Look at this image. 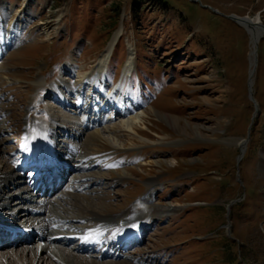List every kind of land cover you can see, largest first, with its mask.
I'll return each instance as SVG.
<instances>
[{
  "label": "rangeland",
  "instance_id": "obj_1",
  "mask_svg": "<svg viewBox=\"0 0 264 264\" xmlns=\"http://www.w3.org/2000/svg\"><path fill=\"white\" fill-rule=\"evenodd\" d=\"M22 13L25 29L0 55V102L9 103L0 109L1 158L21 149L25 124L32 120L48 125L54 114L69 135L78 127L83 132L67 121L71 114L90 125L96 120L92 109L80 115L73 107H59L48 87L58 79L73 84L77 75L83 89L95 88V96L96 89L103 92L91 70L117 34L107 62L109 78L121 97L145 103L146 113L124 105L121 112L128 114L122 117L105 113L111 118L98 128L109 141L98 142L95 152L109 164L83 172L94 183L81 194L100 214L140 213L136 206L148 214L140 199L153 180L158 190L152 203L173 208L149 222L145 239L120 258L72 254L88 264H264V35L253 49L245 28L229 18L258 15L264 24V0H0V30L7 32ZM3 40L0 34L1 49ZM128 52L134 56L130 77L123 72ZM165 116L179 118L184 130L172 129ZM132 117L140 133L121 127ZM88 130L77 147H84L94 128ZM62 134L56 130L57 139ZM14 194L12 207L18 205ZM22 247L17 256L29 255ZM45 258L38 264H47Z\"/></svg>",
  "mask_w": 264,
  "mask_h": 264
},
{
  "label": "bare ground",
  "instance_id": "obj_2",
  "mask_svg": "<svg viewBox=\"0 0 264 264\" xmlns=\"http://www.w3.org/2000/svg\"><path fill=\"white\" fill-rule=\"evenodd\" d=\"M25 17L26 16L22 13L15 22L9 24L7 32L0 30L2 39H5L3 40L2 44L3 49L0 48V55L2 52H4L6 46L9 43L17 41L18 37H20V33L26 27ZM234 21L245 28L250 37L251 47L255 49L259 40L264 35V29L259 23L260 18L258 15L255 17L237 16L234 18ZM118 40V35L114 34L111 39H109L102 53L99 54L100 56L97 60V63L91 70L92 75L94 76L92 78L93 80L95 77L96 79L100 76L107 77V62H109ZM253 53L254 52H252V55L254 56ZM133 57V54L130 52L125 61V68L123 72L126 71V77L130 76L134 68ZM250 62V80L252 82L255 73V64L253 58H251ZM1 68H3V66H1ZM63 71H65V69H63ZM75 77L76 80H74V83L76 82V84L73 83L74 85L69 84V82H65L61 79L52 81L49 84L48 91H50L58 101L57 104L59 107L63 105L73 107L74 110L76 109L75 112L79 113L80 115L81 113L85 115L89 105L92 107L97 118L91 125L89 124V121L87 122V120L84 118L80 122H78L77 119L73 120L75 114H71L72 116L70 114L61 115H70V117L66 119H69L67 120L69 123H73L72 128L76 129L77 126H82L83 132L78 131V127L75 133L69 135L70 130L66 128V124L54 114H50L48 125H44L36 120H32L30 123L25 124L24 137L22 140L23 144L20 152L16 153L15 156L13 155L17 160V163H15L14 159L12 160L11 157L4 156L1 158L3 145L0 141V213L13 216V218H15L18 223L34 232L35 236L33 239L40 235L42 240H37L36 246L22 245L24 247H22L21 251L27 252L29 255L22 254L21 256H17L16 249L20 247L19 243H23H21V238L18 239V243L16 245V247H18L16 249L9 250L10 253L1 252L4 250L0 251V264H5V261L9 258V264H38L40 260L43 259L44 255H46L45 259L49 260L47 264H55L52 261V257H55V259L59 262H63V264H88L87 261L82 257L73 255L72 253L67 254V251L57 249L56 245H63V243L59 241L57 235H70L73 236V238H76L77 241H80L79 248L82 253L86 252L84 251L85 248L88 251L89 246H95L98 248V251L96 252L97 255L93 256L94 258L97 257L100 259L105 258L106 256L114 257L116 253L112 254L111 251L112 246L115 245L117 241L110 237L111 234L113 237L117 236L120 240L125 238L126 240L132 239L135 237V234L139 235L141 233H145L147 224L149 222L158 220L163 216H168V214L172 212V206H164L152 203L154 199V193L158 190L155 188V183L153 180H149V182L146 183L148 185V191L140 199L143 203V206L145 205L149 209L147 210L148 214H143L141 210L142 207L138 208L140 206H136V208L141 211L140 213L136 214L135 212H131V209H128L123 214L117 216L112 214H100L101 212H99L94 207V205L89 203V197L81 194L82 190L89 191L91 186H93L91 184L94 183H89L90 180L88 177L90 174H85L83 172L92 171L93 169L101 170L108 167L109 163L106 161V157L95 151L98 142H101V140H105L106 142L109 141L102 135L104 130H99L100 128L98 127L100 122L110 120V118L107 119V117L103 116V112L101 111V102H97L95 99H93L89 92L90 86H88L89 89H83L81 84L82 80L78 81L77 75H75ZM6 79L8 81L10 80L8 76H5V80ZM81 79L83 78L81 77ZM93 80L91 81L92 84H94ZM42 83V80H36L35 85L41 86ZM104 84L107 86L108 82H105ZM112 102L114 103L113 106H116V101ZM62 103L63 105H59ZM132 104H130L132 105L131 110L136 111V109H138L136 106V101L132 102ZM7 105H9V103L4 104L3 102H0V109H6ZM139 109H141L142 115L146 113L145 111H142V107ZM120 110L122 111L123 108L120 107ZM124 110V113L128 114L126 109ZM122 115H119V117H122ZM1 116L2 115H0V117ZM136 116L139 117V114L137 113ZM80 117L81 116H79V118ZM168 117H166L168 119V125L172 129H177L178 131L184 130L185 126H182L180 123L181 120L179 118ZM135 121V117H132V119L128 118L122 121L120 125L125 131H134L135 133H140V129H137ZM120 125H118V128ZM90 128H94V130L88 134L87 139L83 143L84 147H77L76 145L79 143V140L83 134L89 131L88 129ZM57 129L62 131L63 137H67L66 141H63L62 144H59L61 141L56 138ZM186 132L187 130L185 128V132L183 133L187 134ZM197 134L202 136V133L199 131ZM53 138H55V140ZM70 140H72L71 143L69 142ZM238 145L244 151V141H239ZM27 159L41 163L43 165L51 166L54 171H57L58 175L56 178H60L61 180H66L70 174L74 175L75 172L79 173L77 176L75 175L69 179L67 185L58 197V200L54 202L50 201L49 198L39 199L38 201L35 199L33 200L31 197H27V193L30 192V187L35 184V178L32 171L29 174V177L31 178L30 181H21V175L27 173V169L20 165V161L21 163H24L27 161ZM71 171L74 172L72 173ZM119 177L122 178L124 176L123 174H120ZM38 179H42V176H38ZM13 185H15L14 190L16 191V195H12V198L16 197L18 200H20L19 204L21 205L19 206V209L21 208L20 210H22L20 213L19 211L12 209L14 207L11 206L9 201L11 199V193L14 191L9 193V190H6L8 186ZM70 200L75 201L70 203ZM84 200L86 201V205L79 206L78 204ZM70 207H72L71 209L74 215L69 214ZM75 222L81 223L83 226L75 225ZM92 233H95V235H92ZM127 233L129 234L126 235ZM106 236L109 237L108 240ZM101 251H103V253H101ZM88 252L91 255L90 251ZM38 253L40 254L38 255Z\"/></svg>",
  "mask_w": 264,
  "mask_h": 264
},
{
  "label": "water",
  "instance_id": "obj_3",
  "mask_svg": "<svg viewBox=\"0 0 264 264\" xmlns=\"http://www.w3.org/2000/svg\"><path fill=\"white\" fill-rule=\"evenodd\" d=\"M235 17L236 16H230L229 18H231L232 20H234ZM259 23H260L261 27L264 29V24H262L261 22H259Z\"/></svg>",
  "mask_w": 264,
  "mask_h": 264
}]
</instances>
